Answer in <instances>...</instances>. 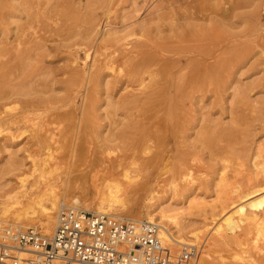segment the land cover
Returning a JSON list of instances; mask_svg holds the SVG:
<instances>
[{
	"label": "rangeland",
	"instance_id": "rangeland-1",
	"mask_svg": "<svg viewBox=\"0 0 264 264\" xmlns=\"http://www.w3.org/2000/svg\"><path fill=\"white\" fill-rule=\"evenodd\" d=\"M227 1L197 0L192 6L191 0H0V47L9 50L0 63L13 58L10 62L15 64V56L24 54L31 57H21L27 61L22 66H27L25 72L16 68L10 77H4L0 71V233L11 226L21 231L37 228L51 236L52 232L40 226L50 202L41 207L31 202L41 194L52 199L77 197L78 205L66 200L65 206L96 212L97 206L106 202L100 196L104 161L116 159L114 173H124L129 182L125 187L133 186L135 193H131L127 209L117 207L103 213L133 221H150L153 216L159 227L165 225L172 236L186 243H171L168 248L179 253L195 246L200 253L198 264L204 260L211 264H264V238L255 233L250 207L243 210V216L225 217L252 188L250 180L258 172V177L264 173V0H236L241 9L216 12L230 7ZM186 7L193 15H188ZM225 39L231 42H225L217 53L225 61L227 73L221 67L224 72L218 71L217 84L204 89L208 92L200 93L194 104L187 102L182 110L177 106L170 110L165 101L143 107L130 102L148 96L151 79L146 76L144 87L130 77L128 66L115 64V71L106 69L115 51V61L134 51L138 55L141 48L136 46L143 41L201 52L218 47ZM172 119L175 127H171ZM222 131L233 133L227 136ZM50 133H54L55 142L45 144L51 146L49 154L37 153L36 145ZM144 141L148 144L143 146ZM140 143V164L120 165L121 160L133 161L129 154ZM47 155L55 156L51 159L54 165L46 166L45 171L40 166L36 169L33 160ZM183 159L190 176L181 179L179 161ZM164 164L170 172L148 182ZM255 204V214L264 221L260 202ZM163 211L178 212V227L161 218Z\"/></svg>",
	"mask_w": 264,
	"mask_h": 264
},
{
	"label": "bare ground",
	"instance_id": "bare-ground-1",
	"mask_svg": "<svg viewBox=\"0 0 264 264\" xmlns=\"http://www.w3.org/2000/svg\"><path fill=\"white\" fill-rule=\"evenodd\" d=\"M2 1V0H1ZM175 1V0H174ZM177 1V0H176ZM179 1V0H178ZM192 2L189 4H192V6L195 5V1L197 0H191ZM199 1V0H198ZM205 1V0H204ZM218 1H222V0H218ZM227 1V0H226ZM203 2V1H202ZM207 2V1H206ZM216 2V1H214ZM228 3H231L230 7L228 8H224V9H217L216 12L221 11L222 13H225V14H228V12H234L235 10H239L238 8L240 6H242V4L240 5V1H236V0H228L227 1ZM3 3V2H2ZM174 3V2H173ZM177 3V2H176ZM175 3V4H176ZM200 3V2H199ZM205 3V2H204ZM208 3V2H207ZM187 4V6L190 7V5ZM201 4V3H200ZM218 4V3H217ZM226 4V3H225ZM2 5L4 4H1V7ZM185 5V4H184ZM198 5V4H197ZM204 5V4H203ZM209 5V4H208ZM212 4H210L209 6H211ZM200 6V5H198ZM219 5H216L215 7H213V9H216L218 8ZM244 6V5H243ZM5 7V5H4ZM184 7V6H183ZM189 7H186L187 10H189V14L191 13V10L189 9ZM202 7V6H201ZM205 7V5H204ZM193 8V7H192ZM242 7H240L241 9ZM196 9V8H195ZM200 9V8H199ZM181 10V9H180ZM202 10V9H201ZM179 12V11H178ZM198 11L195 12V14H198L197 13ZM229 13V15H230ZM192 14V13H191ZM2 15V14H1ZM193 15V14H192ZM185 16V15H184ZM192 17V16H190ZM225 17V16H224ZM228 17V15H227ZM188 18V17H187ZM229 20V19H228ZM206 21V20H205ZM1 22V21H0ZM229 24V23H228ZM217 25V24H216ZM223 25V23H222ZM225 25V24H224ZM230 26V25H229ZM220 27V26H218ZM210 29V28H208ZM206 29V30H208ZM203 30V29H202ZM212 30V28H211ZM205 31V30H204ZM3 33H7V30H3L2 31ZM162 33V32H161ZM209 33V31H208ZM208 33H206L208 35ZM205 34V33H204ZM205 34V36L207 37V35ZM212 34V33H211ZM213 35V34H212ZM203 36V35H202ZM211 35H209L210 37ZM160 38H162L160 36ZM201 38V36H200ZM123 39V38H121ZM149 39V38H148ZM152 39V38H150ZM156 39V38H155ZM159 39V38H158ZM166 39V38H165ZM170 39V38H169ZM169 39L167 41H169ZM118 40V38H117ZM143 40V39H142ZM122 41V40H121ZM138 41V40H137ZM151 41V40H150ZM159 41V40H158ZM110 42V41H109ZM120 42V41H119ZM154 42V41H153ZM210 42V41H209ZM225 42H231L230 39H225L224 42L222 43H219L218 47L214 46V48L212 49H206V50H178L177 48H166V46L168 44H166V46L162 48V46L160 44H158V46H154V45H150L148 44L147 42L145 43L144 41L139 43L136 47L138 48H141V50L138 52V55H134L135 54V51L132 53L133 55H125V57H123L122 59H120L119 61H115L114 59H116V54L115 52L110 56V59L106 62V69L108 68L109 70H114L115 69V64L118 65L119 67H124V66H128L129 68V71L128 74L130 75V77L132 79H134L136 82H139L141 85H144L145 87V81H146V76H148V78L151 79V83L148 84V88L150 89V92H147L148 96L145 98V99H142V98H135L134 100L130 101L138 106H142L143 105H148L150 106L151 104L155 105L154 103L156 101H165L167 103V105L169 104L168 107H170V110H171V106L175 107H180V110L181 107H185L187 102H189L191 105L194 104L193 101H195L196 99L200 98V93H202L204 91V93L208 92L205 90L213 85H216L217 84V81H218V77L217 75H219V70L220 71H223L225 70L226 72V67L222 64L224 63L225 61L220 58L219 59V55H218V50L219 48H222L226 43ZM112 43V40L111 42ZM125 43V42H124ZM123 43V44H124ZM152 43V42H151ZM161 43V42H159ZM168 43V42H167ZM114 44V43H113ZM117 44V43H116ZM126 44V43H125ZM154 44V43H153ZM156 44V43H155ZM1 45V44H0ZM115 45V44H114ZM160 45V46H159ZM227 45V44H226ZM112 46V45H111ZM118 46V44H117ZM170 46V45H169ZM207 46V45H206ZM19 47V45H18ZM126 47V46H125ZM168 47V46H167ZM29 48V47H28ZM117 48V47H115ZM121 48V47H120ZM119 48V49H120ZM129 49V48H128ZM133 49V48H132ZM131 49V50H132ZM205 49V48H204ZM11 50V49H10ZM20 50V49H19ZM127 50V49H126ZM24 51V49L22 50ZM28 51V50H27ZM25 51V52H27ZM121 51V50H120ZM128 51V50H127ZM130 51V50H129ZM133 51V50H132ZM118 52V51H117ZM123 52V51H122ZM126 52V51H125ZM229 52V51H228ZM9 53V50H6V48H2L0 47V58H3L5 57L7 54ZM11 53V52H10ZM20 54H22L23 52H20ZM89 53V51L87 52ZM112 53V51H111ZM137 53V52H136ZM151 53L155 54V56L157 57V59H152V57H150ZM224 52H222L223 54ZM226 53V52H225ZM30 54V53H29ZM119 54V53H118ZM117 54V55H118ZM126 54V53H125ZM28 55V54H26ZM26 55H22L24 56V58L26 57ZM110 55V54H109ZM121 55V54H120ZM226 55V54H225ZM16 57L15 56V60L18 61L17 63L15 64H12L10 61L13 59L12 57H10L11 60L9 61H6L5 62H1L0 63V71H2V75L5 77H8L9 75L11 76L12 74H10L11 72H13L12 69H21L23 70V72H25L24 70L25 67L27 68V66H24V62L26 61V59H22L21 57ZM124 56V55H123ZM223 56V55H221ZM220 56V57H221ZM29 57V56H28ZM26 57V58H28ZM88 57V56H87ZM98 57V56H97ZM108 57V56H107ZM118 57V56H117ZM155 57V58H156ZM21 58V59H20ZM121 58V57H120ZM227 58V57H226ZM28 59H31L28 58ZM94 59V58H93ZM96 59V58H95ZM118 59V58H117ZM229 60V59H228ZM96 61V60H95ZM27 62V61H26ZM104 62V61H103ZM232 62V61H231ZM93 64V63H92ZM103 64V63H102ZM228 64V63H227ZM28 65V64H27ZM29 66V65H28ZM225 68H224V67ZM105 67V66H104ZM224 68V70H222V68ZM229 67V66H228ZM24 68V69H23ZM92 68V67H91ZM96 68H97V65H96ZM75 69V68H74ZM98 69V68H97ZM96 69V70H97ZM103 69V68H102ZM118 69V68H117ZM120 69V68H119ZM92 70V69H91ZM116 70V69H115ZM114 70V71H115ZM107 71V70H106ZM105 71V72H106ZM126 71V70H125ZM228 71V70H227ZM99 72V71H98ZM108 72V71H107ZM111 72V71H109ZM91 73V72H90ZM96 73V72H95ZM104 74V72H102ZM222 73V72H221ZM227 73V72H226ZM15 74H16V71H15ZM127 74V75H128ZM20 75V73H19ZM22 75V74H21ZM94 75V74H92ZM222 75H224L223 73L219 76L221 77ZM9 76V77H10ZM96 76V75H94ZM103 76V75H101ZM100 76V77H101ZM227 76V75H225ZM21 77V76H19ZM85 77V76H84ZM224 77V76H222ZM221 77V78H222ZM1 78V76H0ZM79 78V77H78ZM147 78V79H148ZM88 79V78H87ZM117 79V78H116ZM128 79V77H127ZM5 80V78L3 79ZM133 80V81H134ZM220 80V78H219ZM223 80V79H222ZM5 81H8V80H5ZM84 81V80H83ZM96 82V80H94ZM115 81V80H114ZM118 79L115 81L117 83ZM132 81V80H131ZM2 82V81H1ZM88 82V81H87ZM10 83V82H9ZM115 83V84H116ZM138 83V84H139ZM220 85H222L220 82H218ZM1 84V83H0ZM108 84V83H107ZM2 85V84H1ZM91 85V84H89ZM114 85V84H112ZM116 86V85H115ZM3 87V85L1 86ZM215 87V86H214ZM87 88V87H86ZM115 88V87H114ZM216 88V87H215ZM2 89V88H1ZM205 89V90H204ZM1 92V91H0ZM89 92V90H88ZM144 92V91H143ZM145 93V95H147ZM88 95V94H87ZM90 95V94H89ZM93 95H95L93 93ZM93 95H91L93 97ZM96 99V98H95ZM39 100V99H38ZM89 100V99H88ZM92 100V99H91ZM97 100V99H96ZM87 101V99H86ZM93 101V100H92ZM91 101V103H92ZM41 103V102H39ZM89 103V102H88ZM87 103V104H88ZM95 103V102H94ZM131 103V104H132ZM157 103V102H156ZM161 103V102H159ZM150 104V105H149ZM156 105H159V104H156ZM166 105V108H168ZM89 106V105H88ZM135 106V105H134ZM148 110H150L149 108H152V110L156 109L152 106V107H148ZM162 107V105H160ZM164 103H163V107H164ZM139 107V108H140ZM145 107V106H144ZM159 108L157 107V109H163L162 108ZM188 107V106H187ZM90 108V107H89ZM92 108V107H91ZM135 108V107H133ZM138 108V107H137ZM93 109V108H92ZM186 108H184L185 110ZM178 110V108H177ZM131 111V110H130ZM133 111V109H132ZM142 111V109H141ZM164 111V110H163ZM167 111V109H166ZM175 111V109H174ZM169 111H167L168 113ZM179 112V110H178ZM183 112V111H182ZM181 112V113H182ZM176 113V112H175ZM174 113V114H175ZM185 113V112H184ZM188 113V111H187ZM169 115H172L171 112L168 113ZM177 114V113H176ZM180 114V113H179ZM178 114V115H179ZM183 114V113H182ZM186 114V113H185ZM184 114V115H185ZM142 114H140L139 116H141ZM144 115V114H143ZM147 116V114H145ZM166 115V114H165ZM183 115V116H184ZM16 116V115H15ZM135 116V115H133ZM133 116L131 119H133ZM145 116V117H146ZM167 116V115H166ZM175 116V115H174ZM181 116V115H180ZM186 116V115H185ZM18 117V115H17ZM142 117V116H141ZM149 117V116H147ZM146 117V118H147ZM169 117V116H167ZM179 117V116H178ZM182 117V116H181ZM180 117V118H181ZM13 118V117H12ZM19 118V117H18ZM21 118V117H20ZM165 117H163V120H164ZM171 118V116H170ZM177 118V117H176ZM16 119V117H15ZM135 119V118H134ZM138 119V118H137ZM136 119V121H138ZM150 119H152L150 117ZM149 119V122L151 121ZM175 119V117H174ZM174 119H172L171 121L173 123H170L171 124V127L172 126H176V123L174 122ZM182 120H179L180 122L183 121V118H181ZM1 120V119H0ZM13 120V119H11ZM17 120V119H16ZM22 120V119H21ZM139 120H140V117H139ZM146 120V119H145ZM18 121V120H17ZM134 121V120H132ZM131 121V123H132ZM135 121V122H136ZM147 121V120H146ZM5 122V121H4ZM13 122H16V121H13ZM134 122V123H135ZM142 122V121H140ZM139 122V124H140ZM185 122V121H184ZM18 122H16L15 125H17ZM21 124V122H19ZM131 123L129 121V124H130V127L131 126ZM148 123V122H146ZM151 123V122H150ZM167 124V127L169 126V123L168 121L165 122ZM9 124V122H8ZM11 124V123H10ZM136 124V123H135ZM149 125V124H148ZM183 125V124H182ZM13 126V125H12ZM19 126V125H18ZM128 126V125H125V127ZM143 126V134L146 132L144 131V124L142 125ZM146 126V125H145ZM151 126V125H149ZM184 126V125H183ZM9 127V126H8ZM129 127V126H128ZM128 127H126L128 129ZM153 127V126H152ZM155 127L157 128L156 124H155ZM47 128V127H46ZM142 128V127H141ZM146 128V127H145ZM148 128V127H147ZM182 127H180L181 129ZM149 129V128H148ZM184 129V128H183ZM8 130V128H7ZM45 130V129H44ZM43 130V131H44ZM47 130H49V128H47ZM53 130V129H52ZM126 130V129H125ZM142 130V129H141ZM147 130V129H145ZM176 130V129H175ZM182 130V129H181ZM42 131V130H41ZM177 131V130H176ZM179 131V130H178ZM178 131L176 133H178ZM47 132V131H46ZM45 132V133H46ZM51 132V131H50ZM127 132V131H125ZM141 131L139 132L138 131V134L141 135L140 133H142ZM151 131H149L150 133ZM49 133V132H48ZM153 133V131H152ZM232 131L229 132V131H222V135H226L228 134L227 136L232 135ZM41 134V132L39 133ZM47 134V133H46ZM52 133H50V135H46L45 137L43 136L42 138H44L43 142H40V144H37L36 146L39 147L40 150L37 151V153L39 152L40 154H49L48 151H50L51 149V146L50 145H45L46 143H54L55 142V138L53 136V134L51 135ZM144 134V135H145ZM45 135V134H44ZM126 136V134H124ZM143 135V137H144ZM38 136V135H37ZM120 137H122V135H119ZM151 136V134H150ZM180 136V135H179ZM39 137V136H38ZM37 137V138H38ZM148 137V136H147ZM137 138V137H136ZM139 138V137H138ZM137 138V139H138ZM146 138V137H144ZM152 138V136L150 137ZM225 138H228V137H225ZM148 139V138H147ZM229 139V138H228ZM40 140V139H38ZM139 140V139H138ZM57 141V140H56ZM140 141V140H139ZM146 142H148V140H145ZM145 141L143 143V146L145 144ZM182 141V140H181ZM179 142V141H177ZM213 142V141H212ZM133 144H136L135 142H132ZM183 143V142H182ZM148 144V143H147ZM145 144V145H147ZM34 145V144H33ZM132 145V144H131ZM130 145V146H131ZM129 146V148H130ZM135 146V145H134ZM133 146V150L131 149H128V150H131L133 151L131 154H129V158L133 159V161L131 162H123L122 160L119 162L120 165H127V166H135L136 163L140 164V162H138L140 160V149L142 150V146L141 143L139 144V146ZM132 147V146H131ZM53 148V147H52ZM31 149V148H29ZM48 150V151H47ZM46 151L48 153H46ZM109 152H110V149H109ZM112 152V151H111ZM177 152V151H176ZM263 152V151H262ZM260 151V153H262ZM39 154V155H40ZM115 155V152L112 153ZM176 154V153H175ZM185 154V153H184ZM38 155V157H39ZM180 155V154H178ZM182 156V155H181ZM183 156H186V155H183ZM46 157V156H45ZM40 158L39 160L37 159H34L33 160V163H34V167L37 169V167H41L42 168V171L44 170L45 171V168L46 166H53V164H51V159L55 160V156L53 155H47V158ZM107 157V156H106ZM34 158V157H33ZM113 158V157H112ZM178 158V157H177ZM184 158V157H183ZM107 159V158H106ZM143 159V157H142ZM173 159V158H172ZM181 159V158H179ZM50 160V161H49ZM52 160V161H53ZM146 160V159H144ZM165 160L162 159V161ZM115 161H119V160H116V159H107L105 160V164H107L105 167V172L103 173V182H102V188H100V196L101 198H104L106 200L105 203H102L100 205L97 206V211L94 212V213H98V214H107V213H103L105 210H112V209H115L117 207L119 208H122V209H127V205H128V202L131 201L132 199V194L131 193H135L134 191V187L131 186L129 188H126L128 186L125 187V184H127L128 182V179L125 178V174L124 173H118V174H115L114 173V164H115ZM155 160H153L154 162ZM169 161V160H168ZM179 161V160H178ZM146 162L148 163V159L147 161H145V164ZM150 162V161H149ZM152 162V161H151ZM160 162V161H159ZM187 161H185L184 159L183 160H180L179 161V169L180 171H182L183 173L181 174V179L182 178H186L187 176H190V169L187 168ZM144 163V161H143ZM160 164V163H159ZM144 166V164H142ZM152 165V163L148 164V166ZM163 165V164H162ZM166 165L168 164H164V169L159 173L157 174V176L155 177H150L148 179V182L151 181V179H155L157 178L158 179H161L163 176L167 175V173H169L170 171L166 169ZM146 166V165H145ZM147 167V166H146ZM151 167V166H150ZM178 169V168H177ZM34 170V169H33ZM49 170V169H48ZM36 171V170H35ZM34 171V172H35ZM123 171V170H122ZM259 174V172L257 173V175ZM255 176L253 177L251 180H250V184L252 186V188L250 190H248L246 192V195L243 196L241 199H240V202H238V204L236 205L235 209L232 210V212H229L225 217L228 219L230 217H236V216H243L245 211L243 212V210H245L246 207H250L249 210L250 211H253V225L257 226L255 228H257V232H255L256 234L258 233L259 236H263L264 238V221L263 220H260V218H258V214H255L256 212V208H257V205L255 204V202H260V207H261V216L264 217V188L262 187V185H264V173L263 175H261L260 177L258 176ZM188 180V179H187ZM147 182V183H148ZM68 183V182H67ZM97 183V182H96ZM129 183V182H128ZM73 184V183H72ZM131 184V183H130ZM254 185V186H253ZM255 185L258 186H261L260 189H257L255 188ZM130 186V185H129ZM98 188V187H97ZM259 188V187H258ZM248 193V194H247ZM35 194V193H34ZM66 200H69L73 205H78L79 203V199L77 197H72L71 199L69 198H60V197H54L52 199L51 196H49L48 194H41L40 196H38L37 198L33 199L31 202L33 203H38L37 205L40 206H45L46 205V202H50V206L49 207H46L44 208V211H43V219L42 221H40V226H42V228L46 231V232H49L53 235L54 231H55V228L57 226V222H58V217H59V214L60 212H62L63 210L65 209H75V210H84L86 212H91L90 210H86V209H81L77 206H65V202ZM70 204V203H69ZM194 205V204H193ZM196 205V204H195ZM221 205V204H220ZM41 207V206H40ZM224 207V206H223ZM192 208V207H190ZM199 208V207H198ZM59 209V211H58ZM193 209V208H192ZM215 209V208H214ZM222 209V208H221ZM225 211V210H224ZM58 212L57 214V218H56V224H55V227H54V219H55V214ZM173 212V211H172ZM174 213V212H173ZM181 213V212H180ZM161 214V218L166 220L167 222L171 221L173 224L175 223V225L173 226H177L178 227V219L179 218L177 215H178V212L177 213H169L168 211H163ZM109 215V214H107ZM153 215V214H152ZM149 216V215H148ZM160 217V216H159ZM117 218V217H116ZM218 218V217H216ZM123 219V218H122ZM153 216H149V222H153ZM215 219V218H214ZM226 219V220H227ZM231 219V218H230ZM229 219V220H230ZM128 220V219H126ZM137 220V219H135ZM133 221V220H132ZM148 221V220H146ZM20 222V221H19ZM134 222H142V221H134ZM217 222V221H216ZM21 223V222H20ZM155 223V222H153ZM225 223V222H224ZM227 223V221H226ZM23 224V223H21ZM157 224V223H156ZM180 224V223H179ZM24 225V224H23ZM14 226V225H13ZM21 225H19L18 228H20ZM16 227V226H15ZM23 227V226H22ZM160 227H162L160 230H159V233H158V239H160V241L162 242V245L166 246V247H169V245H171V243L176 244V245H186L185 241L180 239V238H176L174 236H172V234L169 232L168 228L165 226V225H160ZM159 227V228H160ZM252 228V227H251ZM177 229V228H176ZM186 229V228H185ZM4 230H13V231H16V232H23L21 231L20 229H17V228H13V227H5V228H2L1 230V233H0V237H2V232ZM179 230V229H177ZM183 230V229H182ZM187 230V229H186ZM251 231V229H249ZM252 232V231H251ZM254 232V231H253ZM250 232L248 231V234ZM51 235V236H52ZM197 235V234H195ZM195 237H198V236H195ZM262 244V243H261ZM212 246V245H211ZM171 248V247H170ZM124 250H128V246H125L124 247ZM174 250V249H173ZM173 252V251H172ZM176 252V251H175ZM180 252V251H179ZM174 253V252H173ZM201 262V261H200ZM199 264H211L208 263L207 261H202L201 263ZM219 264V263H218Z\"/></svg>",
	"mask_w": 264,
	"mask_h": 264
},
{
	"label": "built area",
	"instance_id": "built-area-1",
	"mask_svg": "<svg viewBox=\"0 0 264 264\" xmlns=\"http://www.w3.org/2000/svg\"><path fill=\"white\" fill-rule=\"evenodd\" d=\"M159 230L149 221L65 209L52 236L37 228L4 230L0 264H198L195 246L173 253L160 243Z\"/></svg>",
	"mask_w": 264,
	"mask_h": 264
}]
</instances>
